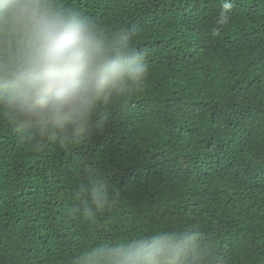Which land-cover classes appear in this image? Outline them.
<instances>
[{
  "label": "trees",
  "instance_id": "trees-1",
  "mask_svg": "<svg viewBox=\"0 0 264 264\" xmlns=\"http://www.w3.org/2000/svg\"><path fill=\"white\" fill-rule=\"evenodd\" d=\"M52 3L106 43L133 34L148 75L67 148L0 119V264H86L156 232L192 238L184 264H264V0Z\"/></svg>",
  "mask_w": 264,
  "mask_h": 264
},
{
  "label": "clouds",
  "instance_id": "clouds-1",
  "mask_svg": "<svg viewBox=\"0 0 264 264\" xmlns=\"http://www.w3.org/2000/svg\"><path fill=\"white\" fill-rule=\"evenodd\" d=\"M134 43L125 31L106 43L95 22L52 0H0V119L30 129L37 147L78 144L101 109L144 86L148 66ZM106 189L89 182L96 208L115 202ZM191 239L139 235L92 249L86 264H184Z\"/></svg>",
  "mask_w": 264,
  "mask_h": 264
}]
</instances>
